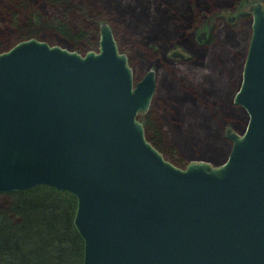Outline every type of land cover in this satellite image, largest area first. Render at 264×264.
I'll use <instances>...</instances> for the list:
<instances>
[{
  "label": "water",
  "instance_id": "95a60500",
  "mask_svg": "<svg viewBox=\"0 0 264 264\" xmlns=\"http://www.w3.org/2000/svg\"><path fill=\"white\" fill-rule=\"evenodd\" d=\"M250 14L232 101L246 126L225 131L231 149L219 166L179 169L146 141L136 117L155 73L133 82L107 24L97 52L33 38L0 52V193H70L82 264H264V9Z\"/></svg>",
  "mask_w": 264,
  "mask_h": 264
},
{
  "label": "trees",
  "instance_id": "16d2710c",
  "mask_svg": "<svg viewBox=\"0 0 264 264\" xmlns=\"http://www.w3.org/2000/svg\"><path fill=\"white\" fill-rule=\"evenodd\" d=\"M222 1L224 2V0ZM240 1L241 0H237L235 2L239 3ZM172 3L174 4L175 1L172 0L170 3H161L164 7L166 5V7H168L167 10L171 12L167 13V11L162 10L161 15H159L160 8L155 9V4H152L151 1H144L142 8L139 7L140 10L138 9V16L143 17L142 24H144L145 27H150L148 23L152 22V20L149 19H152L155 13L159 12L158 18L153 22H156L161 18V21H157L155 26L159 22L164 26L163 31L160 32V36H164L160 37V45H163L164 40L171 37L166 34L165 30V27L168 24H171L174 27H177V25L181 26L182 24L181 30H177V32H181V34H178V40L186 41L189 39L187 31L191 32V30L200 26L202 22L201 14L199 15L197 12V5H194L190 0L181 1L179 5L180 10H178V12H173L171 7L168 6V4ZM28 4L29 2L26 0H7L6 7H4L6 9L7 20L16 35L15 44L32 38L41 41L46 39H56L70 45L78 54L87 53L96 48L98 22L111 23L105 17L106 15L104 12L94 10L86 2H81L79 0H32L30 4L34 5L31 7ZM102 4L105 6L112 5L116 11L118 9H122L118 11H125L124 15L121 14L122 21L132 28H137L133 24L135 16L132 15V13L130 14L127 12L129 10L131 11V8L126 6L125 10H123L124 8H122L120 4H118L116 8L114 0H107ZM206 4L209 5V3ZM37 7L52 12L51 14H54L55 16L51 17L48 13H45V11H38ZM143 9H145L144 13L142 12ZM135 15H137L136 12ZM143 20L145 22H143ZM76 22L79 23L77 27L73 26ZM233 22L234 23L229 25V29L236 28L241 22L245 24L247 23V25L250 26V13L240 15ZM219 28L220 26L218 25L210 28L208 36L202 46V50L199 52L202 57L200 58L199 56L198 59L204 60L205 63L210 60V53L220 46L217 42V32L221 30ZM83 30L86 31L84 32ZM250 30L251 29H249V32H251ZM152 31L154 30L152 29L150 32ZM158 32L155 30V33L159 34ZM224 42L219 44L227 46L228 51L231 50L230 56L232 63H234L237 55H234L232 51L238 48V45H236L235 34H232L231 37ZM11 47H7L0 41V52L7 51ZM212 48L213 50L211 51ZM118 51L120 50L118 49ZM228 51L225 52V54L228 53ZM122 52L123 51H120V53ZM153 59H156L158 62L157 69L163 71L168 79L170 78V81L172 82L170 88L172 85H176L175 78L171 79L172 75L167 69L171 64L173 65L174 59L176 61L177 58L167 57L162 53L160 56H155ZM179 62L187 63L193 67H198V65H200V61L196 62L194 60H180ZM229 62L230 61L228 60L227 63ZM243 64L241 65V73ZM214 65L217 66L216 64ZM147 71L148 69L146 72ZM212 81L215 83V80ZM240 81L241 75L239 84L234 90L230 101L233 108L241 111L240 118L237 120L238 126L241 127L239 134L243 132L247 121L245 111L239 106L234 105L232 102L233 96L240 85ZM215 85L217 84L215 83ZM214 87L215 86H212L211 89H214ZM176 89L178 90V95H185L182 99L186 105L190 104L191 106L197 107L199 108L198 110H200V113L204 114V116H201L200 114V120L204 122L201 126L206 128L209 123H215L217 125L216 119L212 116L215 115L218 117L220 113L214 111L211 104L212 102L214 104L218 102L219 98H216L214 93L208 91V87L207 89L199 90L203 98H201V100L194 94L192 89L186 90L181 86H177ZM176 89H172L171 92H174ZM154 94L148 110L143 114L137 115L136 119L142 124L146 141L162 155L164 160L179 169H183L181 154L176 146L168 143L166 140V133L163 132L164 126L160 124L159 121L160 113H162V115L164 113V118L168 114H171L170 105L172 102L162 97L163 99L161 98L158 100V110L153 112L151 110V104L154 100ZM190 118H194V116H191ZM171 119L175 122V118ZM194 126L200 127V124H194ZM177 130L178 132L176 133L179 136V129ZM228 142L231 145L229 140ZM227 156L217 166L222 164ZM75 208L76 200L70 193L56 191L55 189L46 186H38L25 191L0 193V264H82L83 241L73 225Z\"/></svg>",
  "mask_w": 264,
  "mask_h": 264
},
{
  "label": "rangeland",
  "instance_id": "374dc122",
  "mask_svg": "<svg viewBox=\"0 0 264 264\" xmlns=\"http://www.w3.org/2000/svg\"><path fill=\"white\" fill-rule=\"evenodd\" d=\"M26 1L29 2V6L32 7L34 5L30 4L32 0ZM79 1L86 2L94 10L104 12L106 15L105 17L111 22L110 24L107 22H98L97 45L96 48L91 50L92 52L98 51L99 26L101 24H107L112 32L117 48L120 51H123L124 53L122 52V54L127 57V62L133 72L134 83L143 78L147 69L155 71L156 88L154 100L151 104V110L153 112L158 110V100L162 97L172 102L170 105L171 114H166L167 116L164 118V113L163 115L160 113L159 121L160 124L164 126L163 132L166 133V140L171 145L176 146L181 154L183 163L182 168L184 169L191 162L202 161L211 166H217L223 161L231 148L228 140L224 138L225 131L230 130L236 134H239L241 131V127L238 126L237 121L238 118H240L241 111L233 108L230 101L234 90L239 84L241 65L244 63L250 41L249 36L251 35V32H249L250 26L247 25V23L245 24L241 22L233 29H229V25L234 23L233 21H235L240 15L250 13V8L255 4L261 5L264 9V0H241L239 3L235 2L237 0H224V2L222 0H190L194 5H197V12L199 15L201 14L202 22L200 26L191 30V32L187 31L189 39L183 41L178 40V34H181V32H177L178 29V31L181 30L182 24L181 26L177 25V27L168 24L165 27V30L166 34L171 37L164 40L163 45H160L159 42L161 40L160 37H164L160 36V32L163 31L164 26H162L161 22L155 26V23L159 20L161 21V18L156 22H153L158 18L159 12L155 13L152 19L148 18L149 20H152V22L148 23L150 27H145V25L142 24L143 17L138 16V9L140 10V8H142L144 1H151L152 4H155V9L160 8L159 15H161L162 10L171 13L167 10L168 7L165 5V8L161 3H170L172 0H114L116 8L118 4L124 8L123 10H125L126 6L131 8V11L129 10L127 12L130 14L132 13V15L135 16L133 24L137 28H132L122 21L121 14L124 15L125 11H118L122 9L116 11L114 6H105L102 4L107 0ZM174 1V4H168V6L171 7L173 12H178V10H180V2H183L184 0ZM6 2L7 0H0V41L7 47H11L16 42V35L7 20L6 9L4 8L6 7ZM206 3H209V5ZM40 8L41 7H37V10L45 11V13H48L51 17L55 16L54 14H51L52 12ZM144 10L145 9L142 11L143 13L145 12ZM135 12L137 15H135ZM228 19H232V21L229 22ZM144 20L143 22H145ZM77 25H79V23L76 22L73 26L77 27ZM217 25L220 26L219 29H221L217 32V42L220 46L210 53V60L205 63L204 60L198 59L199 56L200 58L202 57L199 52L202 50L205 41L201 43L197 42L196 36L201 32H206L208 36L210 28L213 26L216 27ZM152 29L154 31L150 32ZM155 30H157V32L159 31V34L155 33ZM83 31L85 32L86 30ZM232 34H235L236 45H238V48L232 51L234 55H237L236 58L234 57L236 59L234 60V63H232L230 56L231 50L228 51L227 46L219 44L227 41ZM42 41L50 46H58L70 52L77 53L65 42H60L56 39H46ZM212 50L213 48L211 51ZM227 51L228 53L225 54ZM162 53L167 57H171L172 53L180 55L176 61L174 59L173 65L171 64L167 69L172 75L171 79L175 78L176 80V85H172L171 88L170 84H172V82L170 81V78L168 79L163 71L157 69L158 62L156 59H153L155 56L158 57V55L160 56ZM84 54L85 53H79V55ZM180 60L200 61V65H198V67H193L184 62L180 63ZM226 60L227 62L228 60L230 62L227 63ZM212 80H215L217 85H215ZM177 86H181L186 90L192 89L194 94L200 98V100L202 95L199 90L207 89L208 87V91H211L216 98H219L218 102L215 104L212 101V104L210 103L213 110L220 113L218 117L215 115L212 116L216 119L217 125L215 123H209L206 128L201 126L204 122L200 120V114L201 116H204V114L200 113V110H198L199 108L191 106L190 104H185L182 99L185 95H178V90L176 89ZM212 86H215L214 89H211ZM172 89L176 90L171 92ZM191 116H194V118H190ZM171 118H175V122H173ZM194 124H200V127L194 126ZM177 129H179V136L176 133L178 132Z\"/></svg>",
  "mask_w": 264,
  "mask_h": 264
}]
</instances>
